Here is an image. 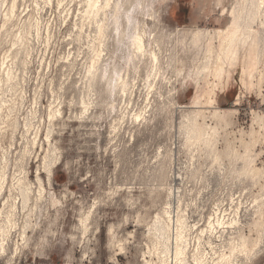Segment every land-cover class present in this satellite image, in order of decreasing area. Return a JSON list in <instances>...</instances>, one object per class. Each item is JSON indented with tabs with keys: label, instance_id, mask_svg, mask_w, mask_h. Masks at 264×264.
I'll return each mask as SVG.
<instances>
[{
	"label": "rangeland",
	"instance_id": "obj_1",
	"mask_svg": "<svg viewBox=\"0 0 264 264\" xmlns=\"http://www.w3.org/2000/svg\"><path fill=\"white\" fill-rule=\"evenodd\" d=\"M232 1H226L227 7ZM155 7L164 32L215 31L228 24V14L215 10L214 0H165ZM30 16L40 27L30 36L29 53L13 58L21 86L3 95L16 108L12 115L4 108L0 119V166L7 168L8 187L17 177H27L33 193L25 210L17 200V206L4 209L8 191L0 199V224L13 214L16 223L7 236L0 233V264H143L147 224L150 227L165 208L158 196L170 191L173 209H184L199 230L208 231L209 220L218 218L212 240L219 252L231 237L230 223L236 215L241 226L259 220L255 200H260L261 189L240 178L242 162L225 158L214 164L206 150L185 146V127L201 110L204 121L218 127L216 149L224 152L226 138H236V149L245 154L241 133L259 131L254 116L264 118V96L240 90L235 75L224 92H217L216 107L224 120H213L206 110V83L199 92L201 109L194 105L199 87L195 71L188 69L178 78L169 68L150 102L144 78L124 76L126 91L101 99L113 104L105 106L95 99L84 113L78 100L88 47L86 38L75 40L82 25L77 3L18 0L17 17L6 24L0 19V62L18 50L15 36ZM189 44L192 53L195 48ZM50 107L62 113L53 125ZM47 154L59 159L51 176L45 166ZM252 160L264 169V143L255 147ZM204 235L207 242L209 233ZM254 264H264V244Z\"/></svg>",
	"mask_w": 264,
	"mask_h": 264
},
{
	"label": "bare ground",
	"instance_id": "obj_2",
	"mask_svg": "<svg viewBox=\"0 0 264 264\" xmlns=\"http://www.w3.org/2000/svg\"><path fill=\"white\" fill-rule=\"evenodd\" d=\"M0 1V19L4 24L12 22L17 17L18 0ZM62 1L60 0V3ZM164 1L71 0V4L79 5L82 18L81 27L78 29L76 25L78 32L75 40L81 42L86 38L88 47L82 95L78 100L84 113L90 111L95 99L105 106L113 104L101 99H114L121 91L125 92L128 84L124 76L128 79L143 77L148 91L147 101L150 102L159 83L164 79L165 70L169 68L178 78L184 77L188 69L195 71L194 76L199 85L195 107H200L202 103L199 92L201 84L206 83L204 99H208L209 107L206 110L210 111L213 120L224 118L222 111L216 107L217 92H224L235 75L239 78L240 90L255 91L259 96H264V0H233L229 7L226 5L227 0H214V9L222 10L221 14L224 16L228 14L226 27L215 31L196 29L175 32H164L161 27L155 6L158 3L163 4ZM49 2L53 3V0ZM39 27V20L32 16L27 18L15 36L14 46H18V50L13 55L9 53L0 62V119L4 108L8 109L11 115L16 108V103L9 102L3 95L16 93L21 86L18 64L13 58L17 59L23 52L29 53L30 36L35 31L38 32ZM189 41L195 48L192 53L188 50ZM121 59L124 60L123 64ZM171 96V99H175L173 94ZM200 111L195 112L185 127V146L195 148L199 152L206 150L214 164L225 158L241 161L243 165L239 172L240 178L251 180L254 186L261 189L260 200H255L260 218L251 225L241 226L236 215L230 223L231 237L219 252L212 240L216 224L220 222L218 218L209 220L208 231L199 230L197 224L193 225L189 221L184 209H173L170 203L171 191L167 194L161 193L158 197L164 202L165 208L152 219L150 227L149 223L147 224L143 264H254L264 244V169L258 168L252 160L255 147L264 143V118L254 116L259 131L252 128L249 133H241L239 141L245 154H240L236 149V138H226V149L219 152L214 143L218 136V127L208 125L204 121L206 117H203L204 114ZM61 114V109L54 110L50 107L51 125L57 115ZM11 115L8 120H11ZM201 117L203 123H199ZM141 118L142 114L138 115L137 121ZM11 125L16 129L18 121L14 120ZM51 134L49 127L48 141ZM2 135L3 131L0 130V137ZM44 160L51 176L53 165L59 159L50 158L47 154ZM8 177L7 168L0 166V199L5 197L6 191L9 194L4 209L7 206H17L14 200L18 201L23 210L27 209L33 193L28 178L17 177L16 182L8 187ZM38 180L40 181L39 178ZM2 213L4 214L3 210H0V215ZM14 216L15 214L8 215L0 224L3 237L9 234L11 228H16ZM88 220L89 216L86 222ZM28 227V223L23 226V239ZM245 228L249 229L248 235ZM206 232L209 233L207 242L204 235ZM205 245L209 251L205 250ZM1 247L6 250L5 245Z\"/></svg>",
	"mask_w": 264,
	"mask_h": 264
}]
</instances>
